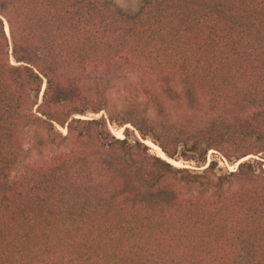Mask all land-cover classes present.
<instances>
[{"label":"trees","instance_id":"trees-1","mask_svg":"<svg viewBox=\"0 0 264 264\" xmlns=\"http://www.w3.org/2000/svg\"><path fill=\"white\" fill-rule=\"evenodd\" d=\"M0 264H264V0H0Z\"/></svg>","mask_w":264,"mask_h":264},{"label":"rangeland","instance_id":"rangeland-1","mask_svg":"<svg viewBox=\"0 0 264 264\" xmlns=\"http://www.w3.org/2000/svg\"><path fill=\"white\" fill-rule=\"evenodd\" d=\"M106 1L109 2L110 4H112L120 13L125 14L127 16H135L136 14L139 13L142 6L148 0H106ZM6 28L8 30L7 25H6ZM66 78H69L71 80H76L78 78L88 79L89 77L85 73H83L82 71L81 72L68 71L67 74H65V76H64V79H66ZM136 78H137L136 75L129 74L126 77H121L120 79H118L116 85L110 90V98H111L110 105L111 106H110V110L108 112H105L106 114H109L110 111L111 112L115 111V107H117L118 104L121 103L124 96H126L128 94V90H129L128 87L133 82V80H135ZM125 83H127V84H125ZM100 116H101V114L90 113L87 116L78 115L77 117L87 119V118H99ZM127 127L134 129V127L130 124L127 125ZM110 128L113 131V133L115 135H117L118 137H124L125 127H120L119 125L114 124V125H110ZM59 129L61 131H64V132L66 131L62 127H59ZM137 134H138V132H137ZM27 135H28V139H30V137L32 136L29 133ZM138 136H140V135L138 134ZM145 142L152 147L153 152H155L157 154H162L163 156H165V154L162 151V149L160 148V146H158L151 139H147ZM252 157L255 158L254 155H250L246 159H249ZM213 159H218L220 161L221 166H226L225 158L216 150H211L208 154V162H210ZM174 162L173 163L179 167H185V166L195 167L194 166L195 162H191V161H187V160H183V159L177 160V162L175 160ZM237 165H238V163L234 164V165L228 164V166L231 170L235 169Z\"/></svg>","mask_w":264,"mask_h":264},{"label":"water","instance_id":"water-1","mask_svg":"<svg viewBox=\"0 0 264 264\" xmlns=\"http://www.w3.org/2000/svg\"><path fill=\"white\" fill-rule=\"evenodd\" d=\"M7 26H8V24H6ZM6 30H7V28H6ZM7 32H8V34H9V26H8V30H7Z\"/></svg>","mask_w":264,"mask_h":264}]
</instances>
